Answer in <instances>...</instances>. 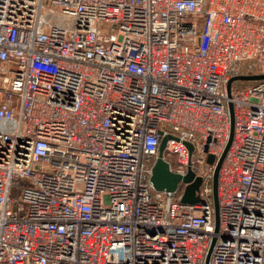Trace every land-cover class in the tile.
Listing matches in <instances>:
<instances>
[{
    "label": "built area",
    "instance_id": "obj_1",
    "mask_svg": "<svg viewBox=\"0 0 264 264\" xmlns=\"http://www.w3.org/2000/svg\"><path fill=\"white\" fill-rule=\"evenodd\" d=\"M253 74L264 0H0V264H264ZM169 135L195 202L151 184Z\"/></svg>",
    "mask_w": 264,
    "mask_h": 264
},
{
    "label": "water",
    "instance_id": "obj_2",
    "mask_svg": "<svg viewBox=\"0 0 264 264\" xmlns=\"http://www.w3.org/2000/svg\"><path fill=\"white\" fill-rule=\"evenodd\" d=\"M264 78V74H253V75H237L234 76L230 79L228 83V90L230 91L231 89V84L234 80H255V79H262ZM231 128H230V136L229 140L227 142V145L221 154L220 158L217 161L216 168L214 171V176H213V196H214V208H215V231L217 232L219 230V224H220V205H219V197H218V182H219V171L222 165V162L227 154V151L231 145L233 135H234V110L233 107L231 106ZM171 137L169 136H164L161 140L160 143V148H159V155L156 158L154 165L152 167V175L150 178L151 184L153 187L157 190H168V191H175L178 188V185L180 182L188 181L189 176L187 175H182L177 172H174L170 168V164L163 158V151L165 149L166 141L167 139ZM190 149H193V145L188 143ZM209 161L213 162L214 157L212 155L209 156ZM198 184L196 187L194 186H189L185 192L182 195V201L185 202H195L198 200L196 193V190L198 188V185L200 183V178L198 177ZM216 242V236L213 237L212 242L210 244L208 253L206 255L205 259V264H209V259L213 250V247Z\"/></svg>",
    "mask_w": 264,
    "mask_h": 264
},
{
    "label": "rangeland",
    "instance_id": "obj_3",
    "mask_svg": "<svg viewBox=\"0 0 264 264\" xmlns=\"http://www.w3.org/2000/svg\"><path fill=\"white\" fill-rule=\"evenodd\" d=\"M43 15L45 16V18H46L47 20H49V19L53 16V13H52L51 10L48 9V7H44V9H43ZM240 82H246V83H248L249 81L244 80V81H240ZM188 176H189V180L186 181V182L183 181V182L180 184L179 189H178V193H179V194H183V193L185 192V190H186L189 186H194V187L197 186V184H198V180H199L198 177L195 176V175L193 174L192 171H189V172H188Z\"/></svg>",
    "mask_w": 264,
    "mask_h": 264
}]
</instances>
